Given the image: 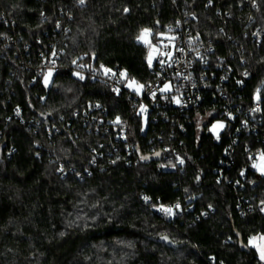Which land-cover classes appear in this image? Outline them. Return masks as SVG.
<instances>
[{"label": "trees", "instance_id": "1", "mask_svg": "<svg viewBox=\"0 0 264 264\" xmlns=\"http://www.w3.org/2000/svg\"><path fill=\"white\" fill-rule=\"evenodd\" d=\"M181 15L216 54L232 53L235 68L247 70L234 91L238 105L260 89L261 123L255 134L241 132L228 167L227 134L215 143L194 120L219 108L210 95L184 114L164 107L165 118L141 129L126 90L75 74L85 62L146 85L148 48L137 35ZM255 27L264 31V0H0V36L17 41L0 43V264H264L248 246L264 235V210L241 216L236 207L238 195L264 201V175L247 169L243 148L264 146V35L257 44ZM58 50L46 85L36 67ZM90 103L128 122L130 155L124 143L87 131ZM163 143L182 169L168 156L149 159ZM241 170L252 183L239 179ZM177 204L171 218L153 209Z\"/></svg>", "mask_w": 264, "mask_h": 264}, {"label": "built area", "instance_id": "2", "mask_svg": "<svg viewBox=\"0 0 264 264\" xmlns=\"http://www.w3.org/2000/svg\"><path fill=\"white\" fill-rule=\"evenodd\" d=\"M149 30L146 33L148 40L145 46L148 48V54L151 58V66H149L148 58L147 63L152 72V78L146 85L142 84L143 88L139 94L126 87V82L133 79L122 78L120 71L102 65L91 66L85 62H79L74 69L75 74L79 77L89 76L96 79L115 94L126 90L130 95L132 112L140 118L141 129L146 127L149 119L154 123L158 116L165 118L162 112L164 107L172 108L176 112L184 114L201 106L205 102L206 96L210 95L213 100L217 101L219 108L205 110L204 114H211L205 124L208 126L215 118H220L223 121L224 125L220 131L208 129L215 143L221 141L222 132L227 134L229 143L224 152L227 159L221 162V166L228 167L232 163L234 146L238 143V136L241 132L246 135L255 134L256 128L261 123L262 102L260 96L259 100L256 99L257 92L253 93L252 100L246 104L239 103L238 105L233 99L235 88L240 89L244 86V80L248 77L247 70L235 68L234 63L230 62L232 53L225 57L216 54L214 43L204 39L185 16L181 15L174 18L157 31ZM262 35H264V31L259 30L258 27L251 31V36L257 44ZM0 43L8 48L17 45L16 39L10 35L0 36ZM59 52L61 51H55L53 58L49 60L40 59V63L36 67L39 74L42 72L44 76L46 72L50 71L53 75L57 70L55 58ZM106 69L111 71L106 72ZM235 71L238 76H236ZM105 114H107L106 109L99 103L88 104L82 113L87 131L92 129L95 133L102 132V134L108 135V139L113 140L114 143H124V149L127 155H130L135 145L129 139L128 122L119 114L112 118H104L103 115ZM204 114L195 113L194 120L196 121L198 116ZM15 115L17 116V113ZM117 118H119V122H117ZM178 126L181 128L180 125ZM114 143H110L113 151L116 150ZM243 148L246 153L247 169L251 173L264 175L257 169L259 159L264 157V146L251 148L250 144L245 142ZM157 151L161 153V158L164 156L173 158L175 166L179 169L183 168L184 161L182 158L177 152L170 150L166 143L161 144L156 149ZM254 164L256 167H253ZM223 176L224 171L221 168L216 182L220 181ZM239 179L252 183L250 179L246 178L244 170L239 172ZM240 186L242 187L243 184L241 183ZM251 197L238 195L236 207L241 216L251 211L254 206L264 210V201L256 200L254 203ZM161 206L172 208L173 212H176V205ZM161 206L153 207L161 217L171 218L174 216L163 212Z\"/></svg>", "mask_w": 264, "mask_h": 264}, {"label": "rangeland", "instance_id": "3", "mask_svg": "<svg viewBox=\"0 0 264 264\" xmlns=\"http://www.w3.org/2000/svg\"><path fill=\"white\" fill-rule=\"evenodd\" d=\"M142 30H144V29H142ZM142 30L138 33L137 37L140 36ZM147 40H148V36H147V34L145 33L144 38H143V41H142V42L139 41V42H140L141 44H143V45H146V44H147ZM137 41H138V40H137ZM149 58H150V56H149V54H148V59H149ZM51 76H52V72H50V71L46 72L45 75L43 76V80H44V82H45L46 85H48ZM129 81H130V80H128V81L126 82V87H127L128 89L132 90V91H135L134 88L138 87L139 85H142L141 83L137 82L136 85H133L132 87H129V86H128V85H129ZM141 89H142V88H140L139 91H140ZM135 92H137V91H135ZM210 115H211L210 113H206V114H204V115H202V116H198V117L196 118V124H197V126H200V127H201V126L207 121V119L209 118ZM213 125H216L217 127H216V128H213ZM220 125H224L223 121H222L220 118H215V119H213V120L208 124V128L211 129V131H212V130L220 131V129L222 128V127H220ZM257 169H258V171H259L260 173H264V157H262V158L259 159V161H258V165H257ZM260 236H264V235H261V234H260V235H254V236H251L250 238H252V237H257V240H256L254 243L257 244V245H260V244L264 243V242H262V241L259 239ZM250 238L248 239V246L254 248V250H255L256 253H257V256L259 257V259H261V258H260V252L257 250V248H256V247H253V246H251V245H249V240H250Z\"/></svg>", "mask_w": 264, "mask_h": 264}, {"label": "snow or ice", "instance_id": "4", "mask_svg": "<svg viewBox=\"0 0 264 264\" xmlns=\"http://www.w3.org/2000/svg\"><path fill=\"white\" fill-rule=\"evenodd\" d=\"M79 3L80 4H84L85 3V0H79ZM125 11H127V9H125ZM150 30L149 29H144V30H142V32H141V34H140V36H138L137 37V40L138 41H143V38H144V35H145V33H148ZM149 66H151V58H149ZM106 72H108V71H111L110 69H106L105 70ZM245 75H247V73H245ZM120 76L122 77V78H126L127 77V74H126V72H121L120 73ZM83 77H81V79H82ZM238 83H240L239 81H238ZM137 84V82L133 79V80H130L129 81V87H132L133 85H136ZM165 87H167V86H165ZM140 88H143V85H139L138 87H136V88H134V90L135 91H137V94H139V89ZM118 91V90H117ZM259 92H260V89H257V96H256V99L257 100H259ZM117 122H119V118H117ZM217 126L216 125H213V128H216ZM220 127H223V125H220ZM211 130V129H210ZM158 155V154H157ZM145 159H146V157H145ZM181 163H183V161H181ZM253 167H256V165L254 164L253 165ZM147 197H145V200L147 201ZM177 209H179V207H180V205L179 204H177L176 206H175ZM161 210L163 211V212H165L167 215H174L175 213L173 212V209L172 208H166V207H163V206H161ZM163 239H167L166 237H163ZM259 239L262 241V242H264V236H260L259 237ZM257 240V237H252V238H250V240H249V245H251V246H253V247H256L257 248V250L260 252V258L262 259V260H264V243H262V244H260V245H257V244H255L254 242Z\"/></svg>", "mask_w": 264, "mask_h": 264}, {"label": "water", "instance_id": "5", "mask_svg": "<svg viewBox=\"0 0 264 264\" xmlns=\"http://www.w3.org/2000/svg\"><path fill=\"white\" fill-rule=\"evenodd\" d=\"M158 154V155H157ZM161 158V153L159 151H157L156 153H154L152 156H150V160H160ZM163 242H165L166 244H168L169 246H176L174 243H172L168 238L167 239H161ZM239 246L241 248V250H245V245L242 242L241 238H239Z\"/></svg>", "mask_w": 264, "mask_h": 264}]
</instances>
